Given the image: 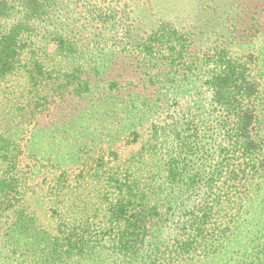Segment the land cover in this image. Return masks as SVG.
<instances>
[{
    "label": "trees",
    "instance_id": "16d2710c",
    "mask_svg": "<svg viewBox=\"0 0 264 264\" xmlns=\"http://www.w3.org/2000/svg\"><path fill=\"white\" fill-rule=\"evenodd\" d=\"M187 1L177 24L163 0H0V96L30 60L35 87L115 99L132 144L151 130L110 177L34 189L9 139L0 249L16 263L1 264H264V0ZM118 58L139 61L136 81L106 80Z\"/></svg>",
    "mask_w": 264,
    "mask_h": 264
},
{
    "label": "rangeland",
    "instance_id": "374dc122",
    "mask_svg": "<svg viewBox=\"0 0 264 264\" xmlns=\"http://www.w3.org/2000/svg\"><path fill=\"white\" fill-rule=\"evenodd\" d=\"M163 1H169L172 21H176L177 24L187 23L189 1L181 9H178V4L183 0ZM158 11L159 9H156L155 14ZM201 27L200 23L199 28ZM202 30L200 29L199 32ZM81 34L84 35L87 32H81ZM111 45L112 41L105 44V50L90 47V50H85V58L106 57L111 52L104 53V51L112 48ZM126 45L131 47V44L126 43ZM55 47V44H50L48 50L52 52ZM77 48L80 49L79 46ZM99 53L104 54L98 55ZM54 58L53 56L51 59ZM21 67V71L7 78L3 88L6 93L0 96V148L2 147L0 157L4 154L8 155L10 140L13 144H20L17 146V153L24 154L26 157L18 170L26 189H34L38 185L42 187L41 184L48 181V176H59L62 184L64 183L63 175L80 178L85 182L93 180L89 176L92 172L91 168L105 170L103 176L110 177V166L113 165L112 171L117 169L116 164L125 167L130 161L129 158L132 159L134 156L133 150L143 146V142L151 133L150 129L144 130L140 140L132 144L131 142L135 141L133 131L125 126L128 120L125 114L124 116L118 114L121 106L115 99L104 101L105 105L97 109L96 105L88 103L87 96L90 93L87 89L81 92L83 96H79L78 92L67 94L64 98L65 94L61 88L53 91L52 87L55 86L47 81L45 85V80L35 87L28 73L32 69L30 60L27 65H21ZM141 71V65L137 59L134 58L131 61V58H118V63L108 68L105 75L106 80L136 81ZM89 79L96 81L98 78L96 74H92ZM100 90L106 93L105 90L101 88ZM35 122L36 127H34ZM73 157H78L81 161L75 165ZM162 180L164 181L165 178ZM76 189L77 191L79 189L86 201L89 200L88 191L85 188L77 187ZM94 197L99 199L97 195ZM80 202L84 203V201ZM14 257L16 256L12 251L0 249V264L4 260L16 263L12 261Z\"/></svg>",
    "mask_w": 264,
    "mask_h": 264
}]
</instances>
